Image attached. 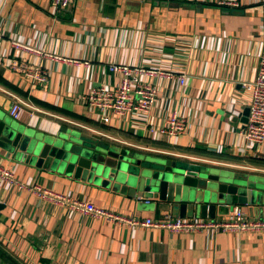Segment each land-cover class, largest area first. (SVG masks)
Segmentation results:
<instances>
[{"label": "crops", "instance_id": "1", "mask_svg": "<svg viewBox=\"0 0 264 264\" xmlns=\"http://www.w3.org/2000/svg\"><path fill=\"white\" fill-rule=\"evenodd\" d=\"M156 2L74 0L57 11L52 0H0V111L46 137L68 131L144 156L264 175V143L248 147L242 138L249 101L242 83L255 79L264 52V0H241L230 10L217 0ZM10 40L40 54L16 52ZM14 55L42 68L47 81L39 85L11 71ZM111 64L172 74L147 78L158 93L148 119L161 126L178 110L184 130L171 137L150 134L141 119L91 111L83 98L115 84ZM179 74H185L184 85ZM15 98L31 116L11 118ZM0 168L28 186L126 216L207 219L174 215L168 203L155 198H131L124 185L106 188L25 165L2 150ZM235 206L251 220L264 219L248 206L234 205L217 212L215 220H228ZM0 264H264V232L174 233L121 226L2 181Z\"/></svg>", "mask_w": 264, "mask_h": 264}, {"label": "water", "instance_id": "2", "mask_svg": "<svg viewBox=\"0 0 264 264\" xmlns=\"http://www.w3.org/2000/svg\"><path fill=\"white\" fill-rule=\"evenodd\" d=\"M171 1L156 3L167 5ZM244 115L246 125L249 108ZM0 150L25 165L43 167L83 183L106 188L112 183L124 185L131 198H155L168 203L171 212L181 217L188 212L215 219L217 212L234 205L248 206L252 215L264 217V175L259 172L237 173L144 156L68 131L46 137L14 123L4 111H0Z\"/></svg>", "mask_w": 264, "mask_h": 264}, {"label": "built area", "instance_id": "3", "mask_svg": "<svg viewBox=\"0 0 264 264\" xmlns=\"http://www.w3.org/2000/svg\"><path fill=\"white\" fill-rule=\"evenodd\" d=\"M74 0H52V6L57 11L68 9ZM241 0H217L219 7L234 9L240 6ZM1 39V34H0ZM12 49L16 52L40 54L32 47L22 44L16 40H10ZM9 69L15 73L23 74L42 85L47 81L46 72L38 67L31 66L25 61H19L17 57L9 61ZM109 72L116 76L113 86L101 85L90 90L83 100L91 111H99L103 116L113 114L126 119H141L147 126L150 134H165L172 136L181 133L185 128V120L177 110H172L164 119L161 126H152L148 114L157 102V89L147 78L173 75L162 71L145 70L141 67L127 66L124 64H111ZM185 74L177 76L178 82L184 85ZM243 91L249 96V115L245 125L242 138L248 147L258 146L264 143V52L258 58V70L255 79L251 82L242 83ZM27 106V105H26ZM10 116L14 120H20L24 116H31L25 103L17 98L11 103ZM148 122V124H147ZM8 182L20 191H26L42 200L56 206H62L88 215L97 220L109 221L121 226L143 227L152 230H167L169 232H199L204 230H215L222 232H264V219L251 220L246 217L241 207L232 209L231 217L226 220L215 219H184L180 217L167 216L161 219L126 216L114 211L95 206L90 201H81L57 194L53 191L40 187L28 186L17 181L12 172L0 168V182Z\"/></svg>", "mask_w": 264, "mask_h": 264}, {"label": "rangeland", "instance_id": "4", "mask_svg": "<svg viewBox=\"0 0 264 264\" xmlns=\"http://www.w3.org/2000/svg\"><path fill=\"white\" fill-rule=\"evenodd\" d=\"M243 83H245V82H243Z\"/></svg>", "mask_w": 264, "mask_h": 264}]
</instances>
